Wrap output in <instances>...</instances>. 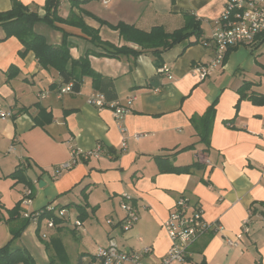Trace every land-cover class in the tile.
<instances>
[{
  "label": "crops",
  "instance_id": "crops-1",
  "mask_svg": "<svg viewBox=\"0 0 264 264\" xmlns=\"http://www.w3.org/2000/svg\"><path fill=\"white\" fill-rule=\"evenodd\" d=\"M17 1L40 16L45 13V0ZM12 2L0 0V12L9 10ZM224 2L59 1L60 17L73 12L97 31L101 41L140 50L137 55H88L91 69L112 80L116 99L134 97L123 120V133L110 109L98 110L87 102L98 91L90 76H83L78 90L59 95L58 89L65 83L58 72L41 66L16 36L3 38L5 30L0 25V111L12 112V117L0 119V246L11 239L10 228L22 225L26 210L52 203L56 210H66L65 218L59 217L57 223L56 211L50 214L56 231L75 232L83 224L76 229L70 220L79 214L81 223L88 215H104L117 222L123 216L119 207L122 195L128 194L139 207L138 221L126 232L117 224L106 223V244L113 239L121 248L129 241L125 250L149 245L152 252L146 264H151L170 245L162 223L182 194L199 203L204 218L220 223L222 230L203 235L190 247L189 257L174 264H264V44L232 47L223 66L203 80L191 71L195 63L212 58V45L203 42ZM189 18L198 23L199 34L159 48L158 64L169 68L171 78L157 71L152 48L125 42L113 28L122 22L146 31L161 26L171 33ZM57 26L67 33L73 58L87 50L104 52L79 27ZM33 31L53 45H59L63 37L62 31L43 22L35 23ZM250 96L260 101L253 102ZM209 105H213L214 115L209 134L202 140L198 123ZM135 134L141 135L135 138ZM123 138L126 147L121 149ZM98 146L103 151L100 157L80 158L71 169L53 175L54 167L69 159L70 148L92 150ZM172 164L191 166L181 172L164 169ZM15 171L32 184L29 204L21 202L28 186L22 178L12 176ZM9 200L21 202L17 213L3 211L13 207H7ZM249 212L248 233L238 247L228 245L225 236L234 238ZM42 225L45 230L53 228L41 220L29 222L25 230L46 237ZM16 247L27 250L22 242ZM94 254H88V262Z\"/></svg>",
  "mask_w": 264,
  "mask_h": 264
},
{
  "label": "built area",
  "instance_id": "built-area-1",
  "mask_svg": "<svg viewBox=\"0 0 264 264\" xmlns=\"http://www.w3.org/2000/svg\"><path fill=\"white\" fill-rule=\"evenodd\" d=\"M106 4L108 0H100ZM204 45H212V58L205 63H195L191 71L199 80H203L211 75L217 68L224 64L226 54L229 49L237 45L252 47L255 44H264V0H225L222 11L218 17L212 21V31L210 36L204 40ZM157 71L171 78V72L165 65L159 66ZM73 91V81H69L58 89V94ZM134 97H127L124 101L118 99L109 100L100 91H94L87 97V102L98 110L110 109L120 132H125L123 126L124 117L129 113ZM12 117L10 111H0V119ZM141 134L133 135L138 138ZM126 147L125 138L121 139V149ZM9 150H12L10 148ZM102 149L98 146L92 150H79L70 148V157L66 161L56 165L53 175L59 176L62 172L71 169L78 160L98 158L102 155ZM32 190L26 188L24 191L23 204L31 202ZM123 211V216L117 222L113 219H106L108 225L117 224L123 232L129 231L139 218V207L134 204L133 199L128 194L122 195L119 204ZM60 218H65L66 210L57 209L52 203L44 207L29 211L26 210L22 216L31 223H38L44 219L47 227H54L56 224L50 214ZM67 218V217H66ZM252 213L242 219L240 231L234 238L225 236V241L232 247H238L239 241L249 231ZM264 223V214L261 216ZM71 225L74 228L81 226L79 218L74 219ZM162 226L166 231L170 245L166 253L151 264H174L185 261L190 255V247L203 235L222 230L220 223H210L204 218L203 208L199 203L192 201L186 195H180L174 203L173 210L163 221ZM45 237V234H42ZM152 250L149 245H142L137 249L123 250L118 244L109 239L105 246H99L88 264H146V259L150 257Z\"/></svg>",
  "mask_w": 264,
  "mask_h": 264
},
{
  "label": "trees",
  "instance_id": "trees-1",
  "mask_svg": "<svg viewBox=\"0 0 264 264\" xmlns=\"http://www.w3.org/2000/svg\"><path fill=\"white\" fill-rule=\"evenodd\" d=\"M59 1L60 0H45L42 7L45 13L40 16L36 10H31L21 2L13 0L12 6L9 10L0 12V25L5 30L3 38L16 36L23 45L24 50L33 51L41 66L45 68H54L58 72L62 83L73 81V89L78 90L83 76L87 75L91 77L94 89L102 92L109 100L116 99L117 96L112 80L91 69L89 66L88 55H137L140 50L128 45L116 47L101 41L98 37L97 31L92 27L87 26L83 19L73 12L66 18L60 17L58 15ZM37 22H43L53 29L62 31L63 37L61 43L59 45L48 43L42 34L33 31V25ZM57 23H66L79 27L84 36L87 37L96 47L102 48L104 52L87 50L85 54L78 59L73 58L69 52L71 42L67 39L68 35L57 26ZM113 28L118 31L119 35L125 42H131L141 48H152L158 66H160V63L158 64L160 47L167 48L193 34H199L198 23L194 22L192 18H189L182 28L176 29L171 33L166 32L161 26H153L150 30L146 31L122 22L113 26ZM250 97L253 99V102L260 101L254 96ZM213 115V105H209L203 117L199 120L198 133L202 140H205L209 134ZM190 166L191 165L174 166L172 164L166 166L164 169L173 172H181L187 171ZM12 176L20 177L25 181L23 178L24 176L20 174L19 171H15ZM25 182L27 183L28 188L32 190L31 182H29V180ZM20 204L21 202H17L10 212L17 213L20 209ZM79 218L83 219L82 215L79 214ZM60 220L59 217L55 216L56 223ZM28 224L29 220L23 218V223L19 228H10L11 239L3 246H0V264H35L33 257L26 249L11 247V240L19 236L21 231ZM52 244L56 247L58 246L59 241L52 239ZM45 248L47 249L48 247L46 246Z\"/></svg>",
  "mask_w": 264,
  "mask_h": 264
},
{
  "label": "rangeland",
  "instance_id": "rangeland-1",
  "mask_svg": "<svg viewBox=\"0 0 264 264\" xmlns=\"http://www.w3.org/2000/svg\"><path fill=\"white\" fill-rule=\"evenodd\" d=\"M12 204H14L13 200H9L7 207H11ZM15 205L16 202L13 207ZM13 207L3 211L9 215ZM97 218L93 215H88L82 222V229L75 232L66 228L56 231L57 226L45 230L42 225L41 232H45L46 237H42L34 230H25L24 228L19 236L11 240V244L14 247L19 245L20 242L24 243L36 264H87L89 260L88 254L95 253L99 246H103L107 242L106 217L99 215ZM52 239L59 241L58 246H53ZM128 242L125 241L124 246L120 245L121 249L125 250L129 245ZM46 246L48 247L47 250ZM83 252H87V254L84 255ZM83 255L85 258H83Z\"/></svg>",
  "mask_w": 264,
  "mask_h": 264
}]
</instances>
